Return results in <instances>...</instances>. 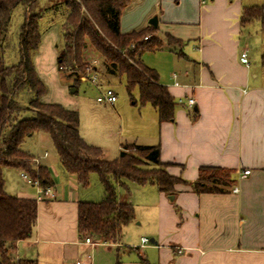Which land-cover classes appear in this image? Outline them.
Here are the masks:
<instances>
[{
  "label": "crops",
  "instance_id": "1",
  "mask_svg": "<svg viewBox=\"0 0 264 264\" xmlns=\"http://www.w3.org/2000/svg\"><path fill=\"white\" fill-rule=\"evenodd\" d=\"M250 5L258 4L244 0H131L122 10L120 31L153 26L149 20L156 17L152 35L161 41V47L154 51L167 50L170 69H177L166 79L161 70L148 66L177 102L173 121H160L152 105H143L130 117L129 129L120 128L116 139L107 134L114 138L115 154H110L104 139L84 138L79 124L84 140L99 145L109 160L119 155L123 144L158 145L161 162L170 164L167 171L187 183L197 179L200 166L231 169L234 182L228 191L195 193L189 185L178 183L175 192L167 194L152 184L127 181L128 190L116 184L118 201L132 204L134 219L114 238L86 235L96 242L92 246L78 233V207L80 201L103 198L97 175H90L92 188L81 185L74 173L62 167L55 149L47 152L46 146L53 148L49 136L35 133L25 140L23 149L47 167L53 196L36 202L31 235L11 244L9 251L15 261L264 264V77L261 67L240 61L241 52L246 49L248 53L247 46H242L247 25L241 27L240 14L243 6ZM105 74L104 83L117 76ZM188 98L194 100L192 105L187 104ZM110 107L116 113L114 104ZM117 118L122 123L119 113ZM33 137L38 138L43 152L27 144ZM245 170L250 172L242 176ZM20 172L3 168L5 191L34 199L35 187ZM142 238L148 242L143 243Z\"/></svg>",
  "mask_w": 264,
  "mask_h": 264
},
{
  "label": "trees",
  "instance_id": "2",
  "mask_svg": "<svg viewBox=\"0 0 264 264\" xmlns=\"http://www.w3.org/2000/svg\"><path fill=\"white\" fill-rule=\"evenodd\" d=\"M38 1L0 0V264H36L34 260L15 261L9 251L13 242L31 235L36 222V201L8 194L2 174L3 168H16L37 179L43 188L53 185L47 167L36 164L35 158L22 147L35 133L49 136L62 167L74 173L81 185H88L90 175L96 174L103 187L99 202H79L77 230L82 237L114 238L134 219L132 204L118 201L116 184L127 190V181L152 184L167 194H173L178 183L189 185L195 193L228 191L234 182L231 169L200 166L197 179L187 183L167 171L170 164L161 162L158 145L123 144L115 159H106L100 147L87 143L79 133L76 110L44 102L46 87L32 60L41 42L39 21L44 10L64 6L62 43L57 54L62 80H73L72 86L76 87L83 79L81 74L91 54L102 60L107 74L124 75L128 90L137 87L140 102L150 103L160 121H173L177 105L155 71L142 64L139 57L145 50L161 47V41L153 35L143 40L144 35L154 32V27L129 33L120 31L122 10L131 0H48L51 6L46 9L39 7ZM17 8L23 11L18 56L7 63V32ZM253 22H258L264 32V3L242 7L241 27ZM261 61L264 63V50ZM28 110L33 115L22 117ZM127 148L134 151L128 152Z\"/></svg>",
  "mask_w": 264,
  "mask_h": 264
},
{
  "label": "rangeland",
  "instance_id": "3",
  "mask_svg": "<svg viewBox=\"0 0 264 264\" xmlns=\"http://www.w3.org/2000/svg\"><path fill=\"white\" fill-rule=\"evenodd\" d=\"M245 2H252V4H263L264 0H244ZM39 7L47 8L51 6V2L48 0H39ZM55 11V12H54ZM46 9L39 21V29L41 32V42L38 50L33 54V62L37 68V74L43 81L46 87V93L42 97L44 102L58 103L62 106L74 109L79 115L80 133L82 136L98 142L104 139L109 143L110 154H115L117 150L116 143L113 142V137H108V133L115 135L120 128L126 131L130 128V117L135 111L143 105H151L150 103H141L139 100V90L134 87L131 90L126 88V80L124 75H117L111 77L110 82L104 83L106 74L102 60L99 58V62L96 64V70L101 74H97V84L102 89H110L116 94V101L114 108L116 113L113 112L108 105L106 109L104 104L96 101L97 95L100 93L98 87H96L88 78H83L76 87H73V80H62L59 76L57 69V54L60 49L61 40V21L63 20L65 8L60 6L56 9ZM22 9L17 8L14 10L11 18L9 30L7 32V48L5 51V60L7 63H11L16 60L17 46H18V33L22 22ZM264 33V32H263ZM259 28L258 22H253L247 25L243 29L242 46L248 48V60L251 66L255 64L261 67L262 77H264V63L261 61V53L264 46V34ZM146 35L151 36L152 33ZM145 36V35H144ZM143 36V37H144ZM93 53V52H92ZM167 50L152 51L145 50L140 54V60L142 64L147 67L157 68L165 74L166 79L171 71L170 69ZM90 57H98L88 54L87 60ZM262 65V66H260ZM35 68V69H36ZM86 72V66H85ZM158 81L160 80L157 78ZM161 83V81H159ZM74 89V91H71ZM120 114L122 123L118 122L117 114ZM33 112L28 110L22 114V117H31ZM129 125V126H128ZM134 129V128H133ZM37 137L30 138L27 141L28 145H31L34 151L43 152ZM89 142V141H88ZM99 146V145H98ZM111 146V147H110ZM25 148V143L22 145ZM51 147V148H50ZM45 149V147H44ZM52 146H46V150L49 154L52 153ZM126 151H134V149H126ZM56 155V151L54 152ZM116 156V155H114ZM109 159V158H108ZM111 159V157H110ZM92 177H96L92 174ZM100 185V184H98ZM88 187H93V183H89Z\"/></svg>",
  "mask_w": 264,
  "mask_h": 264
},
{
  "label": "built area",
  "instance_id": "4",
  "mask_svg": "<svg viewBox=\"0 0 264 264\" xmlns=\"http://www.w3.org/2000/svg\"><path fill=\"white\" fill-rule=\"evenodd\" d=\"M150 36L145 35L143 37V40L148 39ZM131 46H134V43L131 44ZM240 61L244 64H248V58H247V50L244 49L241 54H240ZM99 62V57H90L87 60V63L85 64L86 66V72H85V66H84V71L82 72L81 76L82 78H88L96 87L99 88L100 93L96 97V101L104 104V105H113L117 99L116 94L110 90V89H102L99 87L97 84L96 80L98 79L97 77V70H96V64ZM175 76V75H174ZM175 84H177L175 82ZM194 103V100L192 98L187 99V104L192 105ZM36 164H38L37 159H33ZM249 170H245L242 172V176H245L249 174ZM20 176L28 183L31 184L32 186L35 187L36 189V194L34 200L36 202L43 201L45 199L51 198L53 195L50 192V187L43 188L40 186L39 181L37 179H33L29 174H27L25 171L20 172ZM233 191H238L237 187H234ZM85 243H88L90 245L96 244L95 241H93L90 237H85L84 239ZM143 243H147L148 240L147 238H142ZM69 264H91L89 262L81 261V260H75L70 262Z\"/></svg>",
  "mask_w": 264,
  "mask_h": 264
},
{
  "label": "water",
  "instance_id": "5",
  "mask_svg": "<svg viewBox=\"0 0 264 264\" xmlns=\"http://www.w3.org/2000/svg\"><path fill=\"white\" fill-rule=\"evenodd\" d=\"M156 23H157V21H156V17H153L151 20H149V24H151V25H153V26H155ZM71 91H74V89H72Z\"/></svg>",
  "mask_w": 264,
  "mask_h": 264
}]
</instances>
